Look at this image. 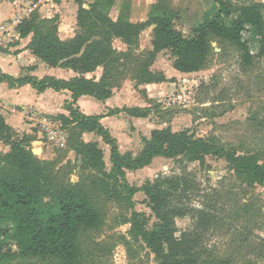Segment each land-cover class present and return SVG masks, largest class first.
Listing matches in <instances>:
<instances>
[{"label": "trees", "instance_id": "obj_1", "mask_svg": "<svg viewBox=\"0 0 264 264\" xmlns=\"http://www.w3.org/2000/svg\"><path fill=\"white\" fill-rule=\"evenodd\" d=\"M72 1L79 6L74 38L62 40L54 19H43L38 12L25 18L18 32L21 38L33 34L28 49L47 66L71 70L77 76L69 80L51 76L15 78L0 69V84L7 83L11 88L31 85L38 93L49 89L71 93L72 101L65 104L69 116L56 118L65 126L79 130L81 137L72 145V150L88 175L78 183L57 185L53 164L40 160L28 148L27 144L33 139L31 135L15 131L0 113V145L8 148L6 152L0 149V264L31 257H49L57 264H80L84 254L80 235L105 224V213L95 201L99 193L115 201L127 198L133 206V198L139 192L147 197L156 220L151 223L134 212L132 219L122 224H131L133 238L144 244L158 264H264L261 237L240 259L236 255L219 258L205 245V237L216 222V212L205 202L201 206L194 203L202 191L196 178L188 172L189 164L203 165L206 157H215L225 160L241 183L263 186L264 152L240 153L239 149L221 145L214 137L197 138L188 130L174 132L165 128L143 137L139 154L122 153L118 139L102 124L105 116L86 115L77 104L83 96L103 101L113 95L110 74L114 65L125 62L132 48H139L145 35L152 38V50L145 54L149 61L140 65L141 84L169 81L164 74L155 79L151 70L159 54L166 51L172 55L177 71L184 74L202 71L210 61L213 37L238 48L244 69L254 67L264 59V4L214 0L217 11L207 15L193 28L192 34L186 36L177 29L178 15L171 0H159L151 8L147 21L141 23L130 21V0H124L117 20L111 17L117 0H95L88 9L84 7V0ZM247 32L258 40L257 53H253L245 39ZM117 39L127 45L126 52L114 47ZM99 68L103 69L99 80L86 77ZM120 112H127L132 118L149 116L148 111L141 108L115 109L108 116ZM85 133L95 134L110 147V171L100 142L85 141ZM156 158L173 160L183 173L160 174L142 187L131 186L127 171L150 167ZM47 197L52 199L54 207L45 205ZM189 216L194 219L195 227L178 236L177 220ZM126 246L129 257L135 259L137 253L131 243L126 241Z\"/></svg>", "mask_w": 264, "mask_h": 264}, {"label": "rangeland", "instance_id": "obj_2", "mask_svg": "<svg viewBox=\"0 0 264 264\" xmlns=\"http://www.w3.org/2000/svg\"><path fill=\"white\" fill-rule=\"evenodd\" d=\"M190 2L191 0L181 1L180 8ZM232 2L264 4V0ZM188 9L193 11L197 8ZM53 19L54 24L59 26L58 19ZM179 21L177 25L188 36V24H180ZM148 38L149 35L143 36L139 48H132L128 59L114 65L110 74L113 90L125 98L124 108H141L149 113L147 118H134L136 120L133 122L128 120L132 117L127 112L129 118H125L126 115H121L120 112L117 114L120 116L111 121L112 127L119 135L118 142L121 141L119 147L121 146L125 153L139 154L142 138L150 137L156 129L165 128H171L174 132L188 130L197 138L214 137L221 145L239 149L240 153L264 152V59L258 61L254 67L244 69L238 48L213 37L210 61L202 71L176 76L174 72L184 73L174 68L172 70L173 58L166 51L160 60L157 59L160 69L155 68L154 73L155 79H159L160 74H166L169 81L141 84L140 65L149 61L145 57L149 51ZM245 39L248 40L253 53H257L258 40L254 35L247 32ZM118 43L114 45L117 50L120 48ZM137 50L141 51L140 54H136ZM102 74L103 69L100 68L90 77L99 80ZM38 119L34 134H30L33 139L27 144L28 148L33 154L35 150L41 149L39 155H34L53 164L52 171L57 185L63 187L69 182L78 183L88 175V172L81 169L72 150V145L81 137L79 130L61 122L65 141H60V138L42 134V123L50 118L39 116ZM51 119L60 121L57 118ZM83 139L87 142H100L105 152L107 170L110 171V147L95 134L87 138L83 135ZM0 149L2 152L8 151L4 145H0ZM173 172L181 174L183 169L173 160L156 158L150 167L127 171V180L131 186L142 187L148 180L153 181L160 174L168 175ZM188 172L192 178H196L202 191L194 203L201 206L205 202L216 212V222L205 237V245L219 258L236 255V258L240 259L247 255L248 247L257 242L259 237L264 239V185L241 183L226 161L215 157H206L203 165L189 164ZM95 201L105 213L106 220L101 228L86 230L80 235L79 243L84 253L80 264H158L155 256L144 244L133 238L131 224H122L130 221L134 212L142 214V219H149L151 223L156 220L145 194L137 193L133 198V206L129 205L127 198L121 201L110 200L104 193H99ZM45 205L54 207L55 204L47 197ZM177 226L179 236L181 232L193 229L195 221L190 216L178 219ZM126 241L131 243L137 253L135 259L129 257ZM9 264L57 263L49 257H31Z\"/></svg>", "mask_w": 264, "mask_h": 264}, {"label": "crops", "instance_id": "obj_3", "mask_svg": "<svg viewBox=\"0 0 264 264\" xmlns=\"http://www.w3.org/2000/svg\"><path fill=\"white\" fill-rule=\"evenodd\" d=\"M84 1V7L88 9L89 4L95 0ZM181 1L183 2V0H171L172 8L178 15L176 21L177 29L184 33L183 29L177 25L179 20L180 24H188V36L192 34L193 28L198 23L202 22L207 15L217 11L214 0H191L189 5L184 4V6L180 8ZM123 2L124 0H117L111 12L113 20L118 19ZM130 2V21L132 23H141L147 21L151 8L157 4L159 0H130ZM188 6L192 9L197 8V11L194 9L193 11H189ZM78 11L79 6L72 0H0V25L14 19L23 21L25 18H30L32 13L38 12L43 19H53L56 17L59 23L60 38L62 40H69L76 36ZM194 11H196V13H193ZM29 13L31 14L29 15ZM113 13L114 15H112ZM153 28L154 26L151 29ZM32 37L33 34L29 35L27 38L18 36L10 49L0 50V69L3 73L15 78L21 76H34L39 79L51 76L58 79L69 80L77 76V74L71 70L50 68L34 56L28 49ZM148 40L149 51H151L152 38L149 36ZM116 43L119 44V52L127 51V46L120 39L115 40L114 45ZM115 48L117 49V47ZM140 52V50L137 51L138 54H140ZM165 53L166 52H162L159 54L157 59L160 60ZM158 60H156L152 66V71H154L155 68H159ZM173 68L172 60V70ZM174 74H176V76L187 75L175 72ZM91 75L92 74H87L86 77L90 79L92 78L90 77ZM164 75L166 76V74ZM115 94L116 91L113 90V95L109 99L103 101L97 100L91 96H83L79 98L77 104L86 115H104L105 118L102 120V124L111 131L115 138L119 139V135L112 127L111 121L117 119L120 115H108L111 110L124 109L125 98L119 94L115 96ZM26 95H29V97ZM68 101H72V95L68 91L56 92L49 89L43 93H38L31 85L11 88L7 83L0 84V113L5 117L7 123L20 134H34V128L39 121V116L50 119L56 118L59 115L69 116V113L65 109V104ZM121 115H126V112H122ZM127 117L126 115L125 118ZM128 120L134 122L136 119L129 118ZM89 136H94V134H84L85 138ZM120 143L121 141L119 144ZM120 150L122 153H125L121 146Z\"/></svg>", "mask_w": 264, "mask_h": 264}, {"label": "built area", "instance_id": "obj_4", "mask_svg": "<svg viewBox=\"0 0 264 264\" xmlns=\"http://www.w3.org/2000/svg\"><path fill=\"white\" fill-rule=\"evenodd\" d=\"M21 23L22 20L14 19L0 25V50L10 49L13 46L18 36H20L18 26ZM62 126L61 121L47 119L42 123V134H48L50 137L60 138V141H65Z\"/></svg>", "mask_w": 264, "mask_h": 264}, {"label": "water", "instance_id": "obj_5", "mask_svg": "<svg viewBox=\"0 0 264 264\" xmlns=\"http://www.w3.org/2000/svg\"><path fill=\"white\" fill-rule=\"evenodd\" d=\"M39 153H41V149H37V150L34 151L35 155H39Z\"/></svg>", "mask_w": 264, "mask_h": 264}]
</instances>
